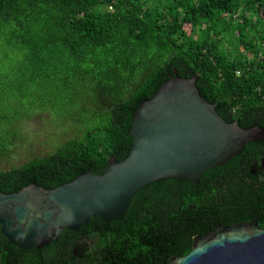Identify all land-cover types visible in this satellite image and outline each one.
Masks as SVG:
<instances>
[{
    "label": "trees",
    "instance_id": "obj_1",
    "mask_svg": "<svg viewBox=\"0 0 264 264\" xmlns=\"http://www.w3.org/2000/svg\"><path fill=\"white\" fill-rule=\"evenodd\" d=\"M0 37L24 50L23 69L51 93L32 112L77 121L53 152L0 171L15 183L9 193L56 188L124 160L136 109L176 75L196 77L226 121L264 128V0H0ZM15 114L0 117V159L10 156L8 127L29 113ZM261 155L264 139L197 183L169 178L139 190L122 220L93 217L77 233L64 230L63 244L93 240L82 258L65 246L61 260L165 264L219 225L264 227V174L251 171Z\"/></svg>",
    "mask_w": 264,
    "mask_h": 264
},
{
    "label": "water",
    "instance_id": "obj_2",
    "mask_svg": "<svg viewBox=\"0 0 264 264\" xmlns=\"http://www.w3.org/2000/svg\"><path fill=\"white\" fill-rule=\"evenodd\" d=\"M130 134L128 156L110 159L103 174L87 171L52 189L30 183L10 194L0 191L1 231L9 242L40 249L93 217L122 220L139 190L169 178L197 183L248 143L264 139V128L226 121L200 93L196 77L176 75L138 106ZM165 264H264V227L254 221L219 225Z\"/></svg>",
    "mask_w": 264,
    "mask_h": 264
},
{
    "label": "rangeland",
    "instance_id": "obj_3",
    "mask_svg": "<svg viewBox=\"0 0 264 264\" xmlns=\"http://www.w3.org/2000/svg\"><path fill=\"white\" fill-rule=\"evenodd\" d=\"M24 54V50L6 45L0 37V117L16 116L22 109L29 113L8 127V138L12 141L7 145L10 156L0 159V170L53 152L62 133L77 124V121L65 124L63 119L58 120L55 115L53 118L43 109L32 112L34 106L53 101L41 81L33 82L31 71L23 69Z\"/></svg>",
    "mask_w": 264,
    "mask_h": 264
},
{
    "label": "flooded vegetation",
    "instance_id": "obj_4",
    "mask_svg": "<svg viewBox=\"0 0 264 264\" xmlns=\"http://www.w3.org/2000/svg\"><path fill=\"white\" fill-rule=\"evenodd\" d=\"M9 169L10 167L4 169V171H8ZM251 171L254 176H261L264 174V155L254 159ZM14 184V181L0 180V191L10 194L5 191V189H11ZM79 230L71 232L77 233ZM59 238L40 249H22L9 242L2 233L0 225V264H64L61 260V250L65 249V246L68 247L69 250L71 249L75 255L81 253L80 257L82 258L84 253H86L85 251L91 248L93 240L90 237L80 238L77 245L72 247L70 243L63 244Z\"/></svg>",
    "mask_w": 264,
    "mask_h": 264
}]
</instances>
